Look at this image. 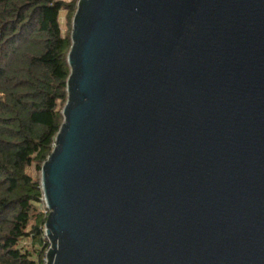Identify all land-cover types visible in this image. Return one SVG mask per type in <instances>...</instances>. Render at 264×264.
I'll return each instance as SVG.
<instances>
[{
    "label": "water",
    "instance_id": "obj_1",
    "mask_svg": "<svg viewBox=\"0 0 264 264\" xmlns=\"http://www.w3.org/2000/svg\"><path fill=\"white\" fill-rule=\"evenodd\" d=\"M70 40L45 264H264V0H78Z\"/></svg>",
    "mask_w": 264,
    "mask_h": 264
},
{
    "label": "trees",
    "instance_id": "obj_2",
    "mask_svg": "<svg viewBox=\"0 0 264 264\" xmlns=\"http://www.w3.org/2000/svg\"><path fill=\"white\" fill-rule=\"evenodd\" d=\"M77 3L0 0V264H45L40 170L63 122Z\"/></svg>",
    "mask_w": 264,
    "mask_h": 264
},
{
    "label": "rangeland",
    "instance_id": "obj_3",
    "mask_svg": "<svg viewBox=\"0 0 264 264\" xmlns=\"http://www.w3.org/2000/svg\"><path fill=\"white\" fill-rule=\"evenodd\" d=\"M62 1L69 2V1H71V0H62ZM65 13H66V12H62V13H61V23H62V29H63V31H66L67 28H68L67 23H66V20H65ZM71 22H72V20H71ZM45 242L49 244V242H48V240H47L46 237H45ZM48 248H49V247H48Z\"/></svg>",
    "mask_w": 264,
    "mask_h": 264
}]
</instances>
